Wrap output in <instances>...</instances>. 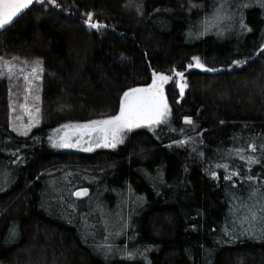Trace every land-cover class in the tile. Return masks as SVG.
Wrapping results in <instances>:
<instances>
[{
    "label": "trees",
    "instance_id": "1",
    "mask_svg": "<svg viewBox=\"0 0 264 264\" xmlns=\"http://www.w3.org/2000/svg\"><path fill=\"white\" fill-rule=\"evenodd\" d=\"M219 14L224 28L206 32ZM195 57L204 68L188 67ZM5 61L39 66L42 122L14 130L3 67L0 264H264L252 219L264 203L259 0H37L0 32ZM153 73L172 77L164 122L114 149L50 145L64 123L116 115ZM80 187L87 198L74 197Z\"/></svg>",
    "mask_w": 264,
    "mask_h": 264
},
{
    "label": "snow or ice",
    "instance_id": "2",
    "mask_svg": "<svg viewBox=\"0 0 264 264\" xmlns=\"http://www.w3.org/2000/svg\"><path fill=\"white\" fill-rule=\"evenodd\" d=\"M34 0H0V29H3L9 25L13 18L20 14L24 9H27ZM43 2V0H40ZM53 4H56V0H51ZM58 6V5H57ZM88 26L91 28H100L103 25L92 22V14L87 16ZM194 64L189 65V68H204V65L200 62L199 58H193ZM36 69H33L35 74ZM174 75L183 78L182 72H175ZM154 79L151 85L147 88H134L124 93L123 100L120 105L119 113L115 116L107 119L93 120L82 125H66V128H74L78 131L83 130V134L90 135L93 132L99 133L100 138L104 141V146L115 147L117 143L122 142L121 132L124 130H131L135 127H140L143 124L152 125L164 122L166 117L170 114L166 98L164 96L163 85L172 79L171 76L164 74L153 73ZM185 83L179 84L180 94L183 95ZM39 112V109H37ZM187 123H191V120H186ZM34 125L25 126V131L22 134L27 135V129H30ZM77 144L68 142L67 134L65 137L60 138V142L53 141L54 146L58 147H75ZM253 150L255 147L253 146ZM251 163L255 161L250 160ZM87 190L83 192H76V196L86 195ZM252 219H257L255 213L252 215ZM259 219L264 222V208L261 209V215Z\"/></svg>",
    "mask_w": 264,
    "mask_h": 264
},
{
    "label": "rangeland",
    "instance_id": "3",
    "mask_svg": "<svg viewBox=\"0 0 264 264\" xmlns=\"http://www.w3.org/2000/svg\"><path fill=\"white\" fill-rule=\"evenodd\" d=\"M264 5V0H259ZM222 14L218 15L215 20H212L210 24L207 25V31L206 32H212L213 30H222L223 25L221 23L222 20ZM239 19V17L235 16L234 19ZM225 31H223L224 33ZM198 58V57H195ZM200 60V59H199ZM194 59L192 62H190L189 65L194 64ZM201 62V61H200ZM243 65V63H239L238 66ZM3 67H5L4 72L7 73L10 77L14 78L12 80V86L9 92V103H10V122L14 130H16L19 133H23L25 131V126L27 125H34L30 129H27V133H29L30 130H32L34 127L38 126L42 122V103H41V73L39 71V66L36 63H29V62H0V79L3 77ZM33 69H36L35 74H33ZM186 80L184 78L180 79V83H185ZM165 85V84H164ZM163 85V86H164ZM165 96V94H164ZM166 98V97H165ZM167 102V99H166ZM168 108L169 104L167 102ZM37 109H39V112H37ZM119 113V112H118ZM117 113V114H118ZM116 114V115H117ZM115 116V115H114ZM168 117V116H167ZM166 117V118H167ZM109 118V117H108ZM107 119V118H103ZM101 120V119H97ZM90 122V121H89ZM88 122H67L59 127L53 129L49 134V143L52 147L59 149V150H73V151H82V152H91L98 149H114L117 148L120 144H123L126 141V136L129 131L135 128L140 127H154L157 124L147 125L143 124L140 127L132 128L131 130H124L121 132V140L122 142L117 143L115 147H107L104 146V141L102 138H100L99 133L93 132L90 135L83 134V130H76L74 128H66L64 126L66 125H82L86 124ZM159 124V123H158ZM67 134V139L69 143L77 144V141H79L78 145L75 147H58L54 146L53 141H56L57 143L60 142L61 137H65ZM61 185H63V189L61 191H65V186H67L68 181L63 180ZM50 185V184H49ZM54 188L53 184L49 186L48 193L53 191ZM56 192V191H55ZM73 190L70 192L72 196ZM108 197V196H107ZM110 199V197H109ZM106 200V199H105ZM69 202V199H68ZM260 205V203H258ZM262 204V203H261ZM259 208H264V203L259 206ZM257 216V227H260V224L264 226V222H262L259 217L261 215V210L256 211ZM113 234L109 235L105 242H109ZM102 237L101 231L96 232V238L99 239ZM105 253H110V249H105Z\"/></svg>",
    "mask_w": 264,
    "mask_h": 264
},
{
    "label": "water",
    "instance_id": "4",
    "mask_svg": "<svg viewBox=\"0 0 264 264\" xmlns=\"http://www.w3.org/2000/svg\"><path fill=\"white\" fill-rule=\"evenodd\" d=\"M37 0H34L33 4L36 2ZM33 4H31L27 9H24L20 14H18L16 17L13 18V21L7 25L6 27H4L3 29H0V32H2L3 30L7 29L10 25H12L23 13H25ZM152 84V83H151ZM84 190H87V194L86 195H81V196H76L75 193L76 192H83ZM90 194V189L88 187H80V188H77L73 195L75 198L77 199H85L89 196Z\"/></svg>",
    "mask_w": 264,
    "mask_h": 264
}]
</instances>
